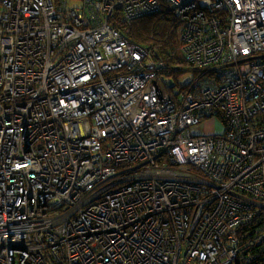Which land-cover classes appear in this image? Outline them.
Returning <instances> with one entry per match:
<instances>
[{"label":"built area","instance_id":"obj_1","mask_svg":"<svg viewBox=\"0 0 264 264\" xmlns=\"http://www.w3.org/2000/svg\"><path fill=\"white\" fill-rule=\"evenodd\" d=\"M164 9L173 87L113 23ZM260 208L264 0H0V264H257Z\"/></svg>","mask_w":264,"mask_h":264},{"label":"trees","instance_id":"obj_2","mask_svg":"<svg viewBox=\"0 0 264 264\" xmlns=\"http://www.w3.org/2000/svg\"><path fill=\"white\" fill-rule=\"evenodd\" d=\"M113 23L129 40L149 49L154 58L166 62L167 68L163 74L168 78L169 87H173L179 81L180 77L176 75L180 69L176 64L185 65L188 61L181 50V21L170 10L164 9L157 14H149L133 20L117 18ZM190 68L188 71L194 70L191 66ZM241 234L244 242L248 243L245 250L246 256L249 257L247 259L257 264H264L263 208L242 225Z\"/></svg>","mask_w":264,"mask_h":264},{"label":"rangeland","instance_id":"obj_3","mask_svg":"<svg viewBox=\"0 0 264 264\" xmlns=\"http://www.w3.org/2000/svg\"><path fill=\"white\" fill-rule=\"evenodd\" d=\"M181 25L183 26V23L181 22ZM180 28H182L181 26H180ZM181 30V32H183V30L182 29H180ZM176 66L180 69V71L177 73V75L176 76H178V77H180L181 79L182 78H185V77H187V75L188 74H191L190 72L189 73H187L188 72V70H190L191 68H190V65L188 64V63H186L185 65H181V64H176ZM183 67V68H182ZM181 68H182V70H181ZM185 69V70H184ZM194 73L192 72V75H193ZM171 80H172V82H173V77L171 78ZM203 124H206L207 126H206V128H207V130H209L210 132H212V133H215V132H222V130H223V125H222V123H221V121L219 120V119H211V120H209V121H203V123L201 124V125H203ZM208 127H210V128H208ZM192 131H197V132H199L200 131V128H199V126H196V127H193L192 128ZM204 133V132H203Z\"/></svg>","mask_w":264,"mask_h":264},{"label":"crops","instance_id":"obj_4","mask_svg":"<svg viewBox=\"0 0 264 264\" xmlns=\"http://www.w3.org/2000/svg\"><path fill=\"white\" fill-rule=\"evenodd\" d=\"M206 124H203V125H200V131H203V132H206V131H209V130H207V128H206ZM208 128H210V127H208Z\"/></svg>","mask_w":264,"mask_h":264}]
</instances>
